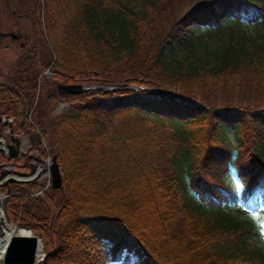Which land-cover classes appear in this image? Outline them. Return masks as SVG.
Masks as SVG:
<instances>
[{"label": "trees", "instance_id": "trees-1", "mask_svg": "<svg viewBox=\"0 0 264 264\" xmlns=\"http://www.w3.org/2000/svg\"><path fill=\"white\" fill-rule=\"evenodd\" d=\"M38 1L54 61L32 51L0 82V116L19 129L38 101L33 116L61 167L62 187L44 197L18 195L34 184L8 186L10 220L43 238L44 264L131 253L137 264H264L249 245L252 222L226 211L264 207V0H204L170 22L176 0ZM49 67L53 77H40ZM55 82L142 92L60 96ZM178 84L182 95L170 88ZM199 86V100L185 89ZM61 100L67 109L51 118ZM231 170L239 188L225 179Z\"/></svg>", "mask_w": 264, "mask_h": 264}, {"label": "rangeland", "instance_id": "rangeland-1", "mask_svg": "<svg viewBox=\"0 0 264 264\" xmlns=\"http://www.w3.org/2000/svg\"><path fill=\"white\" fill-rule=\"evenodd\" d=\"M202 1H204V0H176L172 5L173 11L169 12V22L172 19L176 18L178 15H180L181 10L184 11L186 9H189L190 7L195 6L196 4H198ZM30 2H31V5H33V7L31 5H28V4L26 5L24 3V1H22V0H10L9 1L10 5H9V7H7L6 6V0H0V33H3V32L6 33L8 31H13V29L18 26L17 29L24 35L26 41H28L27 46L24 49H21L17 43L11 41L9 38L0 36V82L1 83L9 84V78L12 77V74L15 71V69L25 59H27L30 56L32 57V55H31L32 51L35 52L34 54L36 55V57L40 61L45 62V61H48L49 58H50V60L52 58V60H51L52 62L54 61V57H53V54L51 53V50H49V48L47 47L45 42L43 40H41V37H40V32H39L40 27H39V20H38L39 17L37 14L38 13V7H39V5H37V3L39 1L38 0H30ZM28 6H31L32 10ZM13 10H15L16 15L21 14V16L24 18L17 25H14L16 23V16L13 14L11 15ZM167 24L168 23L164 24L163 26L166 27ZM243 25L245 26L244 27L245 30L248 31L249 29L246 27L245 22H243ZM196 28H198V27L195 26L192 30L196 31ZM50 69H51V67L46 68V69H42L40 71V77L46 76L47 78H52L53 73H51ZM58 83H62V82H58ZM58 83L57 82L54 83L56 90H57V84ZM62 84H65V83H62ZM124 84H123V82H120L118 84H114L111 86H105V85L96 84V83H83L82 85H85V86L100 85L102 88L95 89V90H100L102 93H107V92L110 93V92H114V91L124 89V88H128V89L133 90L135 94H140V92H142L141 88L138 85L129 84V83H127L126 85H124ZM109 88H112V89L107 90ZM170 88L173 89L175 91V93L179 94V95H182L183 89H184L179 84L177 86H171ZM157 89L164 90V89H168V88H167V86L166 87L165 86H158ZM185 89L187 90V93L189 95L194 94V92H195V96L197 97L198 100L202 98L201 97V86H199L198 88L194 87V88H189V89L185 88ZM89 91H92V90H89ZM253 91H254V89H253ZM205 99H210L212 102H214L218 105L220 103V100L215 93L212 94L211 92H207ZM210 100H208V101H210ZM250 102L252 105H254L253 94H251ZM37 104H38V101H34L32 106H35V108H36ZM258 106L261 107V109H264V99ZM67 107H68V103L61 100L59 102V104L54 109H52L50 111L49 116L51 118H55V117L59 116L64 110H66ZM38 120H39V117L37 116L35 118L33 116V114H30V110H29L28 114L26 113V119H25L23 126H25L27 124V126H29L31 128L36 127L38 129V126H37ZM229 136H230L232 143H234V135H233L232 131H230ZM44 138H46V137L44 136ZM45 143H46L47 150L45 151L46 154H44V156L46 158L48 155L50 158L54 157L47 138L45 139ZM59 169L61 171V167H59ZM61 176H62V172H61ZM62 179H63V177H62ZM225 179L232 186H235L236 188L240 187L233 170H231L230 173H228V175H226ZM183 184H184V186H183L184 188L182 191L183 196L186 197L187 199L191 200V201L196 200V195H195L194 191L190 187H188V181H187L186 177H184V179H183ZM36 189H37V187L34 189L32 187H29L26 190V192H27V194L33 195L34 191ZM50 189H52V188L51 187L48 188L46 190V193H49ZM19 193H20V195H26L25 192H23V193L19 192ZM41 197H44V195H42ZM0 205H2L1 202H0ZM2 209L5 211V221L9 222V224H12L13 226H16L18 228L19 227L18 224L16 222H14L13 220H10L6 205ZM260 209L264 210V207H261ZM260 209H257V210L249 209L248 210L249 214L242 215L239 213V210L236 206H234V205L226 206V211L229 212L230 215L235 216V217L240 218V219H247L250 222H252L256 232L258 233V236L251 239V241H249V245H250L251 249H253L255 251H259L262 254H264V213H261ZM52 222H53V219L51 221L50 226L52 225ZM24 228H26V227H24ZM2 233L3 232L0 231V235ZM37 236H39V235H37ZM39 237H41V236H39ZM41 239L44 242L42 237H41ZM44 254H45V249H44ZM128 257H129L128 261L119 260V261L113 262L111 264H137L138 257L134 253L129 254ZM38 264H41V263H38Z\"/></svg>", "mask_w": 264, "mask_h": 264}, {"label": "built area", "instance_id": "built-area-1", "mask_svg": "<svg viewBox=\"0 0 264 264\" xmlns=\"http://www.w3.org/2000/svg\"><path fill=\"white\" fill-rule=\"evenodd\" d=\"M13 122L12 117H3L0 123V187L11 179L35 182L42 188L33 195H42L51 185V158L44 156L47 150L45 139L42 137V143L38 146L32 145L27 134L12 128ZM11 136L21 139L19 156L13 160L9 159L8 150ZM3 172L5 175L2 176ZM8 196V193H0V202H5Z\"/></svg>", "mask_w": 264, "mask_h": 264}, {"label": "water", "instance_id": "water-1", "mask_svg": "<svg viewBox=\"0 0 264 264\" xmlns=\"http://www.w3.org/2000/svg\"><path fill=\"white\" fill-rule=\"evenodd\" d=\"M2 36H7L6 34H2ZM102 88L100 85H89L85 86L82 84H57V93L60 96L64 95H78L83 92L89 90H95ZM109 88L107 90H111ZM26 117V108L24 107L22 110V119L21 126H23ZM30 139L33 143L40 142V135L35 133L30 135ZM12 142L18 146L19 140L11 139ZM10 156L15 157L17 155V150L13 145H10ZM52 189H60L62 187V176L59 166L56 161V157H52ZM11 182H14L11 180ZM1 220V219H0ZM4 221H0V231L3 230ZM18 229H22L24 231H28L29 234H20L14 233L7 240V243L4 247V251L2 253V257H0L1 264H44L45 254H44V242L41 237L37 236L33 233V231L29 228L18 227ZM42 251L43 257L38 260V254Z\"/></svg>", "mask_w": 264, "mask_h": 264}, {"label": "bare ground", "instance_id": "bare-ground-1", "mask_svg": "<svg viewBox=\"0 0 264 264\" xmlns=\"http://www.w3.org/2000/svg\"><path fill=\"white\" fill-rule=\"evenodd\" d=\"M12 193V192H11ZM18 195L20 193L18 192ZM24 196V195H22ZM0 219L5 221V213L2 209H0ZM2 234L0 235V257H2V253L4 251V247L7 243V240L10 238L11 235L14 233H20V234H29L28 231H24L22 229H18L16 226H13L12 224H9V222L5 221V224L3 225ZM43 257L42 251L38 254V260Z\"/></svg>", "mask_w": 264, "mask_h": 264}, {"label": "flooded vegetation", "instance_id": "flooded-vegetation-1", "mask_svg": "<svg viewBox=\"0 0 264 264\" xmlns=\"http://www.w3.org/2000/svg\"><path fill=\"white\" fill-rule=\"evenodd\" d=\"M9 1L10 0H6V6L7 7H9ZM22 1H24V3L27 5H31V2H30V0H22ZM32 7H33V5H31ZM31 6H28L30 9H31ZM32 10V9H31ZM16 12H15V10H13V12L11 13V15L13 14V15H15L16 16V23L14 24V25H17V24H19L20 23V21L22 20V19H24L22 16H21V14H19V15H16L15 14ZM27 14V13H26ZM25 15V14H24ZM18 27V26H17ZM17 27L16 28H14L13 29V31H8V32H6V33H0V36L1 37H7V38H9L11 41H13V42H15V43H17L18 44V46L21 48V49H24L26 46H27V44H28V41H26V39H25V37H24V35L17 29ZM2 34H6L7 36H2Z\"/></svg>", "mask_w": 264, "mask_h": 264}]
</instances>
